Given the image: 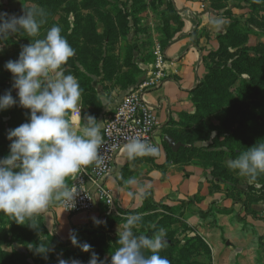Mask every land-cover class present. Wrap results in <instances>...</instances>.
Listing matches in <instances>:
<instances>
[{"label":"rangeland","instance_id":"rangeland-1","mask_svg":"<svg viewBox=\"0 0 264 264\" xmlns=\"http://www.w3.org/2000/svg\"><path fill=\"white\" fill-rule=\"evenodd\" d=\"M33 6L47 13L38 37L21 31L0 42V95L10 90L17 101L0 111V158L10 152L9 131L30 119L5 67L18 59L23 45L59 25L75 49L62 71L78 79L87 113L96 115L99 100L92 86L118 88L120 101L142 84L149 88L146 81L163 53L160 47L173 40L182 23L175 0H0V13L20 16ZM208 6L223 24L213 23L216 30L209 32L213 46L195 92L198 112L180 137L187 141V157L206 166L212 196L206 203L199 194L144 201L111 218L104 231L77 233L78 244L68 236L58 240L37 216L20 224L0 212V264L72 259L88 264L93 252L110 264L119 247L117 227L135 213L142 215L134 229L138 234L164 230L168 243L160 255L170 264H264V173L250 179L227 167L229 159L264 143V0H209ZM41 242L46 251L37 250ZM84 243L91 245L89 251L80 247Z\"/></svg>","mask_w":264,"mask_h":264},{"label":"clouds","instance_id":"clouds-1","mask_svg":"<svg viewBox=\"0 0 264 264\" xmlns=\"http://www.w3.org/2000/svg\"><path fill=\"white\" fill-rule=\"evenodd\" d=\"M46 16L44 8L35 6L25 7L20 16L0 13V42L21 31L29 37H38ZM213 23L220 25L223 20L214 19ZM62 31L59 25H53L43 38L23 45L18 59L5 64L14 76L19 105L30 109L28 122L9 131L10 152L0 158V212L11 215L20 224L26 219L31 221L53 202H75L78 190L71 188L67 179L81 168L98 165L102 160V123L89 115L77 131L68 118L77 109L83 90L74 75L62 71L75 55ZM16 103L10 90L0 95V111ZM125 150L129 159L158 153V147L140 135L128 137ZM227 167L250 179L264 173V143H257L229 159ZM126 183L136 181L130 178ZM141 221V214H128L125 222L118 225L119 247L113 252L110 264H170L166 256L160 255L168 243L164 230L151 235L138 234L134 229ZM28 224L37 228L34 223ZM72 242L79 243L74 235ZM80 247L84 251L91 249L87 243ZM37 250L46 251L42 242ZM60 264H81V261L61 260ZM88 264H105V261L93 252Z\"/></svg>","mask_w":264,"mask_h":264},{"label":"crops","instance_id":"crops-1","mask_svg":"<svg viewBox=\"0 0 264 264\" xmlns=\"http://www.w3.org/2000/svg\"><path fill=\"white\" fill-rule=\"evenodd\" d=\"M208 2L175 0L182 23L173 40L160 47L163 53L159 52L156 68L146 81L150 87L145 89L143 97L156 109L160 155L157 158L129 159L125 149L118 154L113 171L106 179L115 200L110 208L103 207L95 213L69 214L56 201L37 215L45 229L55 233L61 242H64L62 236L71 240L77 233L104 231L111 218L124 216L125 211L136 209L147 200H181L199 194L206 203L212 196L209 191L212 183L206 166L187 157V141L180 137L191 127L198 112L195 92L207 71L204 58L213 46L210 40L213 34L209 32L216 30L213 24L215 16L214 11L208 8ZM96 83L92 86L99 100L96 115L87 113L82 98L77 109L68 114L77 131L82 129L85 117L89 115L95 116L103 128L106 118L119 104L118 88L106 90L99 82ZM166 135L182 143L178 151L169 148L164 141ZM76 175L67 179L69 186ZM130 178H134L136 183L127 184ZM94 220L101 223L96 224Z\"/></svg>","mask_w":264,"mask_h":264},{"label":"built area","instance_id":"built-area-1","mask_svg":"<svg viewBox=\"0 0 264 264\" xmlns=\"http://www.w3.org/2000/svg\"><path fill=\"white\" fill-rule=\"evenodd\" d=\"M145 85L132 89L123 97L115 110L106 118L102 128L103 144L100 164H92L81 168L70 186L78 190L75 202L62 203L60 206L69 214L95 213L103 207L114 205V194L106 183L111 175L118 154L125 149L127 138L140 135L141 138L158 147L157 158L161 146L156 138L159 122L155 107L144 100Z\"/></svg>","mask_w":264,"mask_h":264},{"label":"water","instance_id":"water-1","mask_svg":"<svg viewBox=\"0 0 264 264\" xmlns=\"http://www.w3.org/2000/svg\"><path fill=\"white\" fill-rule=\"evenodd\" d=\"M164 141L167 143L169 148H171L173 151H178L182 146L181 142L176 141L173 137H171L169 135H166L164 137Z\"/></svg>","mask_w":264,"mask_h":264},{"label":"trees","instance_id":"trees-1","mask_svg":"<svg viewBox=\"0 0 264 264\" xmlns=\"http://www.w3.org/2000/svg\"><path fill=\"white\" fill-rule=\"evenodd\" d=\"M3 119H4V116L0 115V120H3ZM8 123L9 122H7V121H5V124H4V122H2V125L4 126V128H5V126H7Z\"/></svg>","mask_w":264,"mask_h":264}]
</instances>
